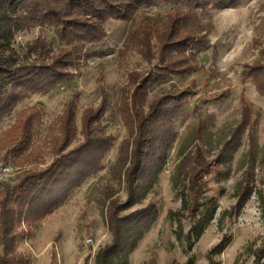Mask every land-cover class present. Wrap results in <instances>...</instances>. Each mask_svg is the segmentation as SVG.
<instances>
[{
    "label": "rangeland",
    "instance_id": "rangeland-1",
    "mask_svg": "<svg viewBox=\"0 0 264 264\" xmlns=\"http://www.w3.org/2000/svg\"><path fill=\"white\" fill-rule=\"evenodd\" d=\"M187 17V18H186ZM183 18V34L206 37L207 50L185 51L190 59V72L173 75L164 83H154L147 99L152 102L169 90H189L191 94L179 117L174 121L175 138L168 149L167 159L153 189L143 202L121 216L148 206L157 213L150 228L130 254L129 264H185L194 258L195 264H209L208 255L225 238L229 247L215 260L220 264H256L255 253L264 246V97L260 96L252 79H245L246 66L264 60V0H242L236 6L222 10H189L185 5L166 3L140 9L130 21H110L107 38L88 48V54L75 71V78L50 91L22 101L0 125V168L10 167L8 175L0 174V193L4 185L13 186L26 172L44 170L56 158L55 138L61 136L60 119L69 100L80 94L76 119L78 135L68 150L84 140L82 114L106 103L107 112L102 127L113 138L112 147L103 158L101 167L73 191L68 199L36 226L23 224L18 228L21 238L16 252L29 264H95L99 251L111 244L108 209L112 203H125L127 187L119 180L115 168L121 150L130 137L122 115V103L132 95L140 81L158 70L159 37L170 27V21ZM187 21V22H185ZM147 38L150 55L140 48L136 38ZM44 37L53 44L55 53L64 47L51 29L34 28L20 32L14 46L23 54L29 44ZM136 40V41H135ZM251 110L257 122L255 147L249 138L250 128L241 137V144L226 167H213L205 177L207 197L217 199L214 220L191 251H186L185 237L178 240L181 223L186 236L192 223L188 218L170 212L182 209L183 187L175 188L173 177L184 154L201 145L206 156L216 159L217 153L239 127L244 111ZM38 111L40 120L30 148L18 155L19 147L4 142L8 130L15 127L24 111ZM203 133V134H202ZM199 135L203 138L199 139ZM254 148L255 191L239 213L235 196L240 182L251 166ZM229 170L219 176V170ZM226 172V171H225ZM187 183V182H186ZM233 212V213H232ZM3 249L0 245V254ZM264 264V261H263Z\"/></svg>",
    "mask_w": 264,
    "mask_h": 264
},
{
    "label": "trees",
    "instance_id": "trees-1",
    "mask_svg": "<svg viewBox=\"0 0 264 264\" xmlns=\"http://www.w3.org/2000/svg\"><path fill=\"white\" fill-rule=\"evenodd\" d=\"M242 0H0V125L22 104V101L36 94H49L60 85L75 78L88 48L103 42L108 35L106 25L110 21H130L142 8L159 3L174 6L185 5L189 10H222L236 6ZM187 18V17H186ZM187 22V21H185ZM183 18L170 21V27L159 37L158 70L142 79L132 95L127 94L122 103V115L130 130V137L121 150L120 161L115 168L119 180L125 182L127 199L116 202L108 209L109 229L113 233L111 244L96 255L95 264H129L130 254L142 239L156 218L155 206L121 216L127 209L141 204L153 189L167 159L168 149L175 138L174 121L187 104L189 90H169L152 102L147 94L154 83H164L173 75L190 72V59L185 55L189 48L207 50L206 37L197 38L185 30ZM34 28L51 29L63 48L54 51L53 44L39 37L29 44L23 54L14 43L20 32ZM140 48L150 55L147 38H136ZM136 41V40H135ZM245 79H252L260 96L264 97V60L246 66ZM76 94L69 100L60 119L61 136L56 137L54 146L56 158L44 170L26 172L17 184L4 185L0 193V264H29L16 252L21 238L18 228L23 224L36 226L54 213L70 194L101 167L103 158L112 147L113 138L106 135L102 121L107 112L106 103L98 108L87 109L82 114L81 133L84 140L71 150L76 139L78 100ZM252 111H244L242 122L229 141L217 153L216 159L206 156L204 148H196L184 154L177 167L173 181L175 188L183 187L182 209L170 212L173 216L188 218L191 231L185 236L181 223L177 237H185L186 251H191L207 226L214 220L218 208L217 199L209 198L205 177L212 174L213 167H226L241 144V137L250 128L249 138L253 147L257 122L251 119ZM15 127L8 130L4 142L15 143L18 155L27 151L35 137V126L40 120L38 111L27 110L19 117ZM203 134V133H202ZM199 139L202 137L199 135ZM203 139V138H202ZM252 165L238 182L235 196L239 199L233 208L239 213L250 201L255 191L254 148L250 151ZM226 171V172H225ZM229 170H219L218 175H227ZM187 182V183H186ZM233 213V212H232ZM225 238L208 255L209 264H220L215 256L221 255L230 245ZM255 263L263 264L264 246L255 253ZM185 264H195L189 258Z\"/></svg>",
    "mask_w": 264,
    "mask_h": 264
},
{
    "label": "built area",
    "instance_id": "built-area-1",
    "mask_svg": "<svg viewBox=\"0 0 264 264\" xmlns=\"http://www.w3.org/2000/svg\"><path fill=\"white\" fill-rule=\"evenodd\" d=\"M9 172H10V167L5 166L0 168V174L8 175Z\"/></svg>",
    "mask_w": 264,
    "mask_h": 264
}]
</instances>
